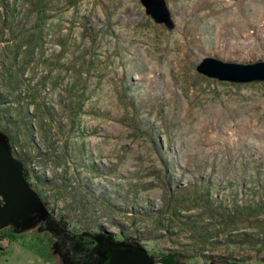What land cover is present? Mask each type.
Masks as SVG:
<instances>
[{
    "label": "rangeland",
    "instance_id": "obj_1",
    "mask_svg": "<svg viewBox=\"0 0 264 264\" xmlns=\"http://www.w3.org/2000/svg\"><path fill=\"white\" fill-rule=\"evenodd\" d=\"M150 1L44 0L38 15L0 0V132L68 227L8 224L0 264H81L80 246L106 245L69 231L155 264H264V80L196 69L264 61V0H161L171 28Z\"/></svg>",
    "mask_w": 264,
    "mask_h": 264
},
{
    "label": "water",
    "instance_id": "obj_2",
    "mask_svg": "<svg viewBox=\"0 0 264 264\" xmlns=\"http://www.w3.org/2000/svg\"><path fill=\"white\" fill-rule=\"evenodd\" d=\"M144 1V0H141ZM150 1V0H149ZM150 4V5H149ZM147 6L148 13L155 22H162L171 28L173 22L161 0H151ZM210 77L235 82L264 80V61L253 63L224 62L213 57H206L196 68ZM0 137V229L8 224L29 223L37 216H49V212L40 201L38 193L32 189L23 173V163L16 158L5 134ZM101 249L98 261L93 264H155L154 258L139 245H125L111 240L106 242V235H92ZM117 245H116V244Z\"/></svg>",
    "mask_w": 264,
    "mask_h": 264
},
{
    "label": "trees",
    "instance_id": "obj_3",
    "mask_svg": "<svg viewBox=\"0 0 264 264\" xmlns=\"http://www.w3.org/2000/svg\"><path fill=\"white\" fill-rule=\"evenodd\" d=\"M43 3H45L44 0H30V2H29L30 5H28V6H30L29 8H30L32 13L36 12L39 15V13H41L43 11ZM7 138H8V141H9V137L8 136H7ZM17 158L19 160H21L22 163H23L24 173H22V174H24L25 179L27 180L28 179V171H26V168H25L26 167L25 160H23L24 156L20 155V154L19 155L17 154ZM51 218H52V214H51ZM52 219L55 220L61 226L66 227L68 229L67 224L63 221V217H58V220L55 219V217H53ZM93 235H97V234H93ZM173 252L174 253H172V254L163 255L162 257H160L158 259H160V261L165 263V264H177V263L180 264L182 262L181 261V257L182 258H186L185 255H183V254H181L179 252H176V251H173ZM152 257L154 258V261L156 262V258L154 256H152Z\"/></svg>",
    "mask_w": 264,
    "mask_h": 264
},
{
    "label": "flooded vegetation",
    "instance_id": "obj_4",
    "mask_svg": "<svg viewBox=\"0 0 264 264\" xmlns=\"http://www.w3.org/2000/svg\"><path fill=\"white\" fill-rule=\"evenodd\" d=\"M13 155L17 158V155L14 151H12ZM24 169V168H23ZM23 173H24V170H23ZM24 175V174H23ZM25 177V176H24ZM29 183V181H28ZM30 186L32 187L33 190L36 191V189L31 185V183H29ZM37 192V191H36ZM49 214V217L51 218V213H48ZM11 225V224H10ZM7 226V225H6ZM5 226V227H6ZM12 227V226H10ZM11 231V230H10ZM68 232V231H67ZM69 234H71L72 236L69 237V238H78L80 240H82L84 243L85 241L87 242L89 239H92L91 235H81V233L83 232H80V233H74L72 231H69L68 232ZM82 236V237H81ZM77 254H81L82 255V261H81V264H93L95 263L96 261H98V257H99V254L94 251L90 246L86 247L85 244H83L82 246H80V248L77 250ZM96 255V256H95ZM92 257V259L90 258ZM89 261L87 263V261Z\"/></svg>",
    "mask_w": 264,
    "mask_h": 264
},
{
    "label": "built area",
    "instance_id": "obj_5",
    "mask_svg": "<svg viewBox=\"0 0 264 264\" xmlns=\"http://www.w3.org/2000/svg\"><path fill=\"white\" fill-rule=\"evenodd\" d=\"M156 264H159V263H156Z\"/></svg>",
    "mask_w": 264,
    "mask_h": 264
}]
</instances>
